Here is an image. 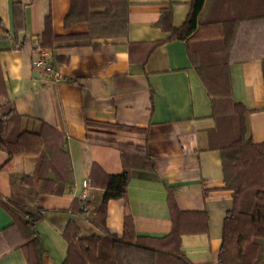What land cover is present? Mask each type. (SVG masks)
I'll return each mask as SVG.
<instances>
[{"label": "crops", "instance_id": "obj_1", "mask_svg": "<svg viewBox=\"0 0 264 264\" xmlns=\"http://www.w3.org/2000/svg\"><path fill=\"white\" fill-rule=\"evenodd\" d=\"M129 2L125 37L94 40L97 49L90 45L46 48L59 72L51 80L33 67L35 48L42 46L45 8L50 9L55 34L84 33L87 23L63 26L70 0H0V115L17 113L28 127L44 121L62 131L73 169L71 186L61 194H41L37 199L43 208L36 224L46 249L43 264L63 263L67 242L62 232L70 219L82 235L98 233L72 213L71 205L82 200L83 181L88 180V191L101 188L104 173L122 170L119 150L106 141L142 146L149 158L151 167L133 171L127 187L135 233L163 237L170 232L167 190L171 188L177 208L192 213L199 229L181 236L187 259L192 264H217L223 218L232 205L215 141L217 121L186 41L170 38V32L156 24L162 9L169 7L171 25H182L191 0ZM210 5L206 0L203 14L209 13ZM213 6V16H220ZM259 10L264 13V6ZM201 29L197 40L203 35L220 37L216 27ZM229 43L231 47L222 54L228 64L231 98L249 110L252 140L264 142V19L242 23ZM6 157L0 151V195L5 199L12 195L9 173L1 168ZM34 166V156L18 155L12 171L30 175ZM124 209V198L107 202L106 225L118 236L123 233ZM11 222L0 207V264H27L20 249L9 247L10 234L3 232Z\"/></svg>", "mask_w": 264, "mask_h": 264}, {"label": "trees", "instance_id": "obj_2", "mask_svg": "<svg viewBox=\"0 0 264 264\" xmlns=\"http://www.w3.org/2000/svg\"><path fill=\"white\" fill-rule=\"evenodd\" d=\"M129 3V0H70L63 26L87 23L88 29L65 35L53 32L47 7L42 17L40 43L52 50L82 45L97 49L99 44L94 40L125 37ZM205 3L206 0H191L190 10L180 26L171 25V11L169 7L163 8L156 24L168 30L170 38L186 41L190 60L210 97L211 115L217 121L215 141L221 154L223 183L232 197L231 208L223 218L217 264H264V142L252 140L246 118L249 110L231 98L228 64L222 54L231 47L229 42L235 39L242 23L264 19L263 11L259 10L264 0L255 3L208 0L209 13L203 14ZM212 6L220 11V16H213ZM14 14L18 15L16 3ZM211 26L217 28L220 37L203 35L202 40H197L201 28ZM261 62L264 80V57ZM106 143L119 150L122 170L117 174L104 173L101 188H91L84 200L72 202V213L82 216L98 233L82 235L77 222L70 219L62 232L67 242L62 264H192L182 250L181 236L199 231L190 217L193 214L177 208L174 191L168 188L170 232L163 237L137 235L127 209L126 193L133 171L151 167L149 158L142 146ZM0 151L7 155L1 168L9 173L12 186L11 197L5 199L0 195V207L12 219L3 232L10 234L9 247L20 249L27 264H43L46 249L36 230L43 208L37 199L41 194H61L65 186L73 184L66 135L44 121L28 127L25 118L17 113L0 115ZM18 155L35 157L32 174L13 173V159ZM118 198L125 199L121 236L111 233L106 225L107 202Z\"/></svg>", "mask_w": 264, "mask_h": 264}, {"label": "built area", "instance_id": "obj_3", "mask_svg": "<svg viewBox=\"0 0 264 264\" xmlns=\"http://www.w3.org/2000/svg\"><path fill=\"white\" fill-rule=\"evenodd\" d=\"M36 56L33 59V67L45 73L51 80H56L59 77V72L52 63L51 53L48 49L38 45L35 48ZM84 190L80 198L84 200L88 193V180L83 181Z\"/></svg>", "mask_w": 264, "mask_h": 264}]
</instances>
